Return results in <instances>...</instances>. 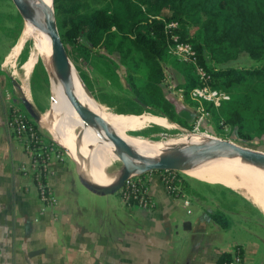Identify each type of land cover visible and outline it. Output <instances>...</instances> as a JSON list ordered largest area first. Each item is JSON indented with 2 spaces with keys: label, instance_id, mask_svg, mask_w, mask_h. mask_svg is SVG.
<instances>
[{
  "label": "crops",
  "instance_id": "crops-1",
  "mask_svg": "<svg viewBox=\"0 0 264 264\" xmlns=\"http://www.w3.org/2000/svg\"><path fill=\"white\" fill-rule=\"evenodd\" d=\"M21 90L10 73L0 74V264H223L220 257L238 246L243 264H264V210L242 193L220 187L208 194L188 182L191 189L174 196L161 171H151L145 176L156 205L147 211L129 205L120 192L90 191L77 160L74 165L57 140L64 158L50 183L59 204L41 214V202L20 170L29 157L9 128L10 104L21 107L26 100L42 132H52L33 110L31 90ZM219 210L226 226L212 217ZM227 213L236 217L231 221Z\"/></svg>",
  "mask_w": 264,
  "mask_h": 264
},
{
  "label": "rangeland",
  "instance_id": "rangeland-1",
  "mask_svg": "<svg viewBox=\"0 0 264 264\" xmlns=\"http://www.w3.org/2000/svg\"><path fill=\"white\" fill-rule=\"evenodd\" d=\"M200 1L204 0H188L184 11L185 13H190L187 19L189 20L188 26L190 27L191 33L196 35L205 45L206 63L214 69L230 67L264 69V56L262 59L256 60L245 51L232 48L225 40L220 43L213 41H218L228 24L226 20L227 11L217 12V18L213 20L210 28L206 29L203 23H205L209 17L204 15L202 11L196 12L191 7L193 4ZM58 3L63 6V9L70 8L72 11H70L71 13L66 12L61 15L65 24L70 18L78 20L104 7H110L119 12L120 15L123 13L117 0H58ZM52 4L55 7V0H52ZM143 9L146 10L147 7L143 5ZM214 10H218V8L215 7ZM171 25L172 24H169L168 27H178L176 23L173 26ZM23 26L24 16L21 14L20 8L15 0H0V74H5V71L10 73L12 78L20 86V89H22L21 95H24L23 89H28V91L31 90L32 95L30 101L33 110H36L39 116L51 112L50 116L52 115V123H55L59 127L68 128L67 135H69L78 146L81 134L82 137L87 136V134H85L86 132L84 133L85 127L77 125L73 129H70L67 125L63 124V119L59 115H56L55 109H53V82L43 58L39 57L37 60L27 84L23 82L19 76V73L22 72L23 64L30 56L33 40L31 39L24 45L21 52L15 58L14 65H10L12 62L7 60L19 39ZM58 30L67 52L70 65L76 70L83 85L87 88L96 102L113 113L126 115L152 114L164 117L172 124L170 128H167L151 123V125L148 124L149 126L147 125L142 129L127 131L128 135L143 139L161 140L179 138L188 134L197 136L206 134L221 140L233 142L242 147L264 152L263 75L251 76L247 81L234 85L229 89L219 88L218 86L215 87L211 84L212 89L217 91L216 93H218L219 99L216 102L213 100L203 101V97L198 94L191 96L194 88L202 86L198 78L196 66L187 59H179L182 58V53L185 52L174 49L171 38L165 54L164 66L167 76L163 87L169 99L176 102L180 111H182L184 115V119L182 118V120L185 121L187 125L185 126L167 116L154 114L150 106L146 104L143 105L136 98L130 81L135 85L143 83L147 78L148 67L141 60L140 53L131 46L127 39H123L116 34V32H113L112 38L106 40L105 46L93 47L89 45L84 38H80L76 43H69L67 39L63 38V31H61L59 26ZM108 41L110 45H108ZM22 52L23 55L21 57L20 55ZM40 60L42 61V66L40 65L36 68ZM2 68H4L5 71H3ZM194 76L197 77L200 85L188 91V89L183 87V83H186L185 81H188V78H193ZM245 102L247 104H244ZM254 102L256 104L255 107H253ZM11 103L13 102L11 101ZM200 104L204 109L203 118L200 112L201 107L199 108ZM21 107L29 114L25 105ZM235 109L240 111L242 123L236 126L231 122H227ZM30 116L33 118L32 115ZM198 116L199 119L197 121ZM49 135L51 139L55 138L50 132ZM83 140L85 141V138ZM87 140L82 148L84 158L88 164L91 163L90 158L94 153L97 154L99 158H103L107 156L108 150L114 151L102 140L98 141L95 145L93 141L90 140L87 142ZM230 154L236 153L230 152ZM72 161L74 165L77 164L73 157ZM125 163L126 161L115 159L110 167L121 174ZM81 165V170L84 173V168L87 169V166L86 164ZM173 171L178 173L181 179H185L190 184L192 183L208 194H211V191L220 189L221 187L222 189L240 192L248 197V194L242 190H236L221 183L201 181L198 178L185 174L180 169H175ZM209 185H214L216 187L210 188ZM249 200L252 201L250 198ZM227 214H229V219L231 221L236 217L233 213Z\"/></svg>",
  "mask_w": 264,
  "mask_h": 264
},
{
  "label": "trees",
  "instance_id": "trees-1",
  "mask_svg": "<svg viewBox=\"0 0 264 264\" xmlns=\"http://www.w3.org/2000/svg\"><path fill=\"white\" fill-rule=\"evenodd\" d=\"M117 2L122 9V15L110 7H104L78 20L70 18L65 24L61 15L72 11L70 8L63 9L58 0H55L57 24L63 31V38L67 39L69 43H76L80 38H84L93 47L105 46L106 40L112 38L113 32H116L121 38L127 39L131 46L140 53L141 60L148 67L147 78L143 83L135 85L130 81L134 95L143 105L150 106L154 114L167 116L187 126L182 120L184 115L178 104L169 99L163 87L167 76L164 66L166 48L173 34H178L179 41L190 43L194 47L198 53L199 63L212 75L211 84L215 87L229 89L247 81L251 76H264V69L261 68L214 69L210 67L206 63L205 45L196 35L191 33L188 26L187 16L190 13L184 11L188 0H117ZM143 5L147 7L146 10L143 9ZM191 7L196 12L202 11L204 15L209 17L203 23L206 29L210 28L213 20L217 18V12L227 11L226 20L228 24L218 41H213L220 43L225 40L229 46L245 51L253 59L263 58L264 0H204L196 2ZM215 7L218 10H214ZM171 23H177L178 27L169 28L168 25ZM109 43L108 41V45H110ZM22 55L23 52L20 56L22 57ZM40 65L42 66L41 60L36 68ZM185 82L183 87L188 91L200 85L195 76L188 78V81ZM255 106L254 102L253 107ZM227 122H231L234 126L240 125V111L233 110ZM35 124L38 126L36 122ZM181 180L183 189L190 190L191 187L188 182L185 179ZM212 217L224 226L228 223L227 216L221 210L213 213ZM229 259L230 254L224 253L219 261L224 264Z\"/></svg>",
  "mask_w": 264,
  "mask_h": 264
},
{
  "label": "bare ground",
  "instance_id": "bare-ground-1",
  "mask_svg": "<svg viewBox=\"0 0 264 264\" xmlns=\"http://www.w3.org/2000/svg\"><path fill=\"white\" fill-rule=\"evenodd\" d=\"M32 1L38 2V4L32 12L24 14L22 32L7 60L9 62L16 60L15 58L24 45L31 39L33 40L30 56L23 64V69L19 76L22 80L28 81L37 60L39 57L43 58L53 82V109H55L56 115H59L63 119V124L70 129L77 125L85 127L84 133L86 132L87 136L82 137L81 134L79 145L77 146L75 141L67 135L68 128L59 127L52 123L51 112L44 114L40 118L41 123L50 129L56 138L54 140L59 141L72 157L77 160L79 173L83 177L96 185L109 186L114 184L120 175L117 170L110 167L115 159L131 164L134 169L133 173H137L155 162L170 163L184 156L195 155L220 143V139L206 134H201L200 136L188 134L179 138L161 140L143 139L128 135L127 131L130 128L142 129L148 124L151 125V123L170 128L172 124L166 118L152 114L126 115L108 111L103 105L93 99L83 85L76 70L70 65L69 82L74 93L85 106L97 111L104 118L123 145L133 147L138 154L131 159L119 153L118 149L110 143L104 131L97 126H88L83 122L77 108L71 104L66 94L63 78L53 60L51 36L46 30L52 0ZM84 138L85 141L88 139L87 142L93 141L94 145L102 140L114 151L108 150L107 156L103 158H99L93 152L94 154L90 158L91 163L88 164L83 155ZM81 164H86L87 166V169L84 168V173L81 170ZM179 169L191 177L210 183H221L236 190H242L248 194V197L258 207L264 210V166L259 163L237 154H230V152H215L188 162L180 166Z\"/></svg>",
  "mask_w": 264,
  "mask_h": 264
},
{
  "label": "built area",
  "instance_id": "built-area-1",
  "mask_svg": "<svg viewBox=\"0 0 264 264\" xmlns=\"http://www.w3.org/2000/svg\"><path fill=\"white\" fill-rule=\"evenodd\" d=\"M171 24V26L175 25V23ZM171 38L173 48L185 52L182 53V58L179 59H187L197 68L198 78L202 86L194 88L191 96L198 94L203 97V101L213 100L216 102L219 97L217 91L211 87L212 75L199 63L197 51L190 43L179 41L178 34H173ZM203 110L201 107L202 118L204 117ZM198 119L199 116L197 121ZM35 122L19 105H10L9 128L29 157L28 162L20 166V170L25 177L30 179L31 188L29 190H33L37 194L41 202V214H43L47 209L59 204V199L55 188L50 183V178L55 174V165L63 160L64 153L59 148V143L43 133ZM161 175L165 187L171 194L174 196L183 194L182 180L178 173L173 170H163ZM119 192L124 201L131 206H139L147 211H152L155 208L156 201L149 193V182L145 174L131 175ZM243 263V250L238 246L231 251L230 259L224 264Z\"/></svg>",
  "mask_w": 264,
  "mask_h": 264
},
{
  "label": "water",
  "instance_id": "water-1",
  "mask_svg": "<svg viewBox=\"0 0 264 264\" xmlns=\"http://www.w3.org/2000/svg\"><path fill=\"white\" fill-rule=\"evenodd\" d=\"M15 2L19 6L20 12L23 16L27 12H32L35 6H37L38 4V2H33L32 0H15ZM46 30L51 36L53 60L59 70L60 75L63 78L66 94L71 104L77 108L78 113L81 116L83 122H85V124H87L88 126L99 127L102 131L105 132L110 143L113 144L118 149L119 153L133 159L136 156V154H138L137 151L131 146L123 145L119 141V137L115 135L112 128L104 120V118L97 111L85 106L81 101V99L74 93L72 87L70 86V82H69L70 61L58 30L56 13L53 4L50 5V12L47 20ZM22 103L26 107L30 106L26 100H22ZM36 118L38 119L39 117L36 116ZM215 152H220V153L233 152L239 156H242L243 158H246L248 160L259 163L264 166V152L242 147L233 142L220 139V143L214 147H211L210 149L202 150L199 153H196L195 155L192 156L181 157L180 159L170 163L163 164V163L155 162L153 165L143 168L137 173H133L134 169L132 165L126 162L117 181L109 186L103 187L96 185L90 182L85 177H83L81 174H80V179L82 183L90 191H92L97 195L105 196L119 192L120 189L124 186L126 180L133 174H145L151 171L179 169L180 166L188 162L205 157Z\"/></svg>",
  "mask_w": 264,
  "mask_h": 264
}]
</instances>
